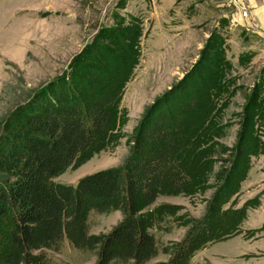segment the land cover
I'll return each mask as SVG.
<instances>
[{"label": "rangeland", "instance_id": "374dc122", "mask_svg": "<svg viewBox=\"0 0 264 264\" xmlns=\"http://www.w3.org/2000/svg\"><path fill=\"white\" fill-rule=\"evenodd\" d=\"M208 5L204 0H0V145L10 131L6 119L19 105L77 61H88L92 46L99 51L100 44L121 45L130 26L138 32V61L102 146L52 178L72 186L89 173L123 166L146 109L184 78L210 33L219 30L230 69L224 91L210 98L215 116L211 128L217 136H207L199 146L203 149L196 153L200 178L195 185L181 193L160 194L141 210L158 209L152 231L159 250L146 264L167 260L165 248L184 237L221 189V208L241 212L240 231L200 245L189 264H264V55L242 48L252 39L236 42ZM0 177L6 174L0 171ZM123 216L118 208L90 212L89 231L106 233ZM48 253L53 264L97 260L94 252L66 243Z\"/></svg>", "mask_w": 264, "mask_h": 264}, {"label": "trees", "instance_id": "16d2710c", "mask_svg": "<svg viewBox=\"0 0 264 264\" xmlns=\"http://www.w3.org/2000/svg\"><path fill=\"white\" fill-rule=\"evenodd\" d=\"M128 29L121 45L92 46L88 61H77L7 117L10 131L0 145L6 174L0 177V264H53L48 251L65 243L94 252L96 264H146L159 250L152 231L158 209L141 210L160 194L198 182L196 153L207 136H217L210 98L229 81L219 30L184 78L146 109L123 166L89 173L76 186L52 180L102 146L138 61V32ZM223 195L222 189L215 193L204 215L165 248L168 259L156 264H189L200 245L240 231L241 212L221 208ZM111 208L123 212L122 220L106 233H90L89 213Z\"/></svg>", "mask_w": 264, "mask_h": 264}, {"label": "crops", "instance_id": "0c3cea01", "mask_svg": "<svg viewBox=\"0 0 264 264\" xmlns=\"http://www.w3.org/2000/svg\"><path fill=\"white\" fill-rule=\"evenodd\" d=\"M204 2L209 4L210 13L222 20V30L234 34L236 42L238 38L241 40L243 37L252 39L248 45L242 43V48H253L256 55H264V0H204Z\"/></svg>", "mask_w": 264, "mask_h": 264}]
</instances>
